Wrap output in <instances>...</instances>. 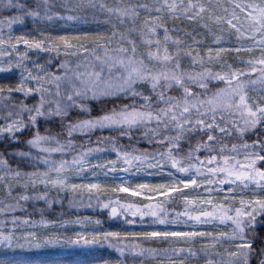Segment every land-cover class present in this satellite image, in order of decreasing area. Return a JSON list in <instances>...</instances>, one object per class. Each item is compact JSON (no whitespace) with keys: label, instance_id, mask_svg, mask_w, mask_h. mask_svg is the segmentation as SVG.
I'll return each instance as SVG.
<instances>
[{"label":"snow or ice","instance_id":"6c2138e0","mask_svg":"<svg viewBox=\"0 0 264 264\" xmlns=\"http://www.w3.org/2000/svg\"><path fill=\"white\" fill-rule=\"evenodd\" d=\"M0 9V264H264V0Z\"/></svg>","mask_w":264,"mask_h":264},{"label":"rangeland","instance_id":"374dc122","mask_svg":"<svg viewBox=\"0 0 264 264\" xmlns=\"http://www.w3.org/2000/svg\"><path fill=\"white\" fill-rule=\"evenodd\" d=\"M19 2L29 4V6H33V0H19ZM11 14H13V12L4 11V10L0 9V15L7 16V15H11ZM30 21H31L30 17L26 18L25 24L27 25V27H31ZM16 27L17 26L14 25V28H16ZM161 35H162V33H161ZM28 102L30 103L31 101L29 100ZM141 144H146V143H141ZM28 207H29V209H31L32 205L29 204ZM60 211L70 212L73 215H75V213H80L79 215H88V214L92 215L93 214V210H91V209H89L87 211H85L83 209H80V210L68 209L66 202H65L64 209H61L58 206H54L53 209L47 210L44 214L46 216H48V218H50V219H56L57 218L56 213L60 212ZM23 214H26V213H24L22 210H17V212H16V215H23ZM33 218L39 219V214L37 213L36 215L33 216ZM164 246H166V245H162L161 247H164ZM154 247H156V246H154ZM114 258H118V257L114 256ZM145 264H152V262L150 260H146ZM252 264H258V261L256 260V263H252Z\"/></svg>","mask_w":264,"mask_h":264},{"label":"trees","instance_id":"16d2710c","mask_svg":"<svg viewBox=\"0 0 264 264\" xmlns=\"http://www.w3.org/2000/svg\"><path fill=\"white\" fill-rule=\"evenodd\" d=\"M72 115L73 116H75L76 115V113H72ZM76 138H80V137H76ZM251 138L252 139H255L256 138V135H255V133H253L252 134V136H251ZM93 139H95V137H93ZM127 141H125V143H126ZM139 147H147L148 145L147 144H140V145H138ZM58 213V212H57ZM80 213H75V215H79ZM97 214H99V213H97ZM88 215H90V214H88ZM93 215V214H92ZM163 244H159V245H157V244H153L152 246L154 247V246H156V247H161ZM256 258H253L252 259V263H256Z\"/></svg>","mask_w":264,"mask_h":264}]
</instances>
